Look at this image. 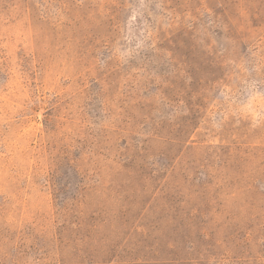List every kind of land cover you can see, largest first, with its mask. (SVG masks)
Here are the masks:
<instances>
[{
    "label": "rangeland",
    "instance_id": "obj_1",
    "mask_svg": "<svg viewBox=\"0 0 264 264\" xmlns=\"http://www.w3.org/2000/svg\"><path fill=\"white\" fill-rule=\"evenodd\" d=\"M0 264H264V0H0Z\"/></svg>",
    "mask_w": 264,
    "mask_h": 264
}]
</instances>
